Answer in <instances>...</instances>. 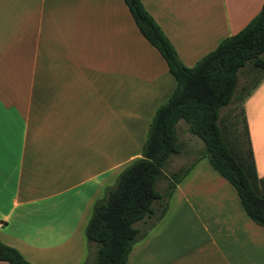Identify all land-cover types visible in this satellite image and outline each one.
Listing matches in <instances>:
<instances>
[{
	"label": "crops",
	"instance_id": "crops-1",
	"mask_svg": "<svg viewBox=\"0 0 264 264\" xmlns=\"http://www.w3.org/2000/svg\"><path fill=\"white\" fill-rule=\"evenodd\" d=\"M140 2L186 67L264 4ZM0 3V34L7 36L0 41V242L31 264H91L94 248H85L81 235L121 163L111 153L120 144V136L115 143L110 137L111 116L124 115L127 101L139 108L156 97L162 81L169 94L173 80L123 0ZM243 106L256 175L264 180V79ZM195 168L183 190L185 211L164 231L178 235L169 237L174 254L166 264H264V228L245 215L224 179ZM197 177L205 187L195 185Z\"/></svg>",
	"mask_w": 264,
	"mask_h": 264
},
{
	"label": "trees",
	"instance_id": "trees-1",
	"mask_svg": "<svg viewBox=\"0 0 264 264\" xmlns=\"http://www.w3.org/2000/svg\"><path fill=\"white\" fill-rule=\"evenodd\" d=\"M123 2L139 33L165 61L176 85L151 120L141 157L132 160L118 175L115 187L105 188L92 205L84 236L88 246L95 248L93 264H126L133 245L164 216L176 185L194 167L195 162L171 173L166 187L156 190L164 167L182 151L179 121L203 143L202 157L234 189L245 215L264 228V180L256 175L244 109L240 111L243 136L232 140L220 117L233 99L243 103L264 79V4L240 31L222 39L194 66L186 67L140 0ZM247 65L253 81L237 92L238 74ZM140 222L148 227H136ZM0 261L31 264L1 242Z\"/></svg>",
	"mask_w": 264,
	"mask_h": 264
},
{
	"label": "rangeland",
	"instance_id": "rangeland-1",
	"mask_svg": "<svg viewBox=\"0 0 264 264\" xmlns=\"http://www.w3.org/2000/svg\"><path fill=\"white\" fill-rule=\"evenodd\" d=\"M4 12L5 4L0 3V13L4 14ZM1 38H4V40H6L5 38H7V36L4 34V32L0 34V41H2ZM250 70V66L247 65V67L242 69L238 74V83L236 87L237 92H239L243 86H249L247 84H250L253 81L252 73H249ZM169 77L173 80V86L169 94L167 93V91L169 90L168 86H166V84L162 81L161 90L157 91L156 97L146 98L144 103H142L141 107L139 108H135L132 104H130L132 101H127V109L124 115L120 114L118 116V119L115 121L112 120L111 116V140H113V142L115 143L117 142L116 137L120 136V146L117 145L116 148H111V153H113V150H116L117 153H113L114 159L116 160L114 163H121L115 166V169H111V184L109 187H115L118 175L126 168L131 160L141 157L142 146L145 142L151 120L157 109L168 100L175 89V81L172 76L169 75ZM243 104L244 102L240 103L239 101L233 99L229 105H227L220 111V117L224 119V124H226V126L228 127V138H230L231 140L234 139V137H239L240 135L243 136V122L240 115L241 109H244ZM121 123V129L118 130L116 126L120 125ZM187 128L188 127L186 123H184L183 121H179L177 123L178 139L182 147V151L179 155L172 156L168 164L164 167V177H162V179L157 183L156 186V190L158 192H161L166 187V177H168L171 173L178 171L180 168L189 166L193 162H195V165L194 167H192L191 171L196 167L195 170L197 171L206 172L207 170H209L210 172H215L211 169L207 160L202 157V152L204 149L203 143L200 141V139L191 135L188 132ZM241 139H243V137ZM187 175L176 185L175 189L173 190L172 195L169 198L168 209L164 216L156 220V222L146 231L144 237L139 239L133 245L126 264H166L167 257L174 254L173 252H171V250H174V248H171L172 245L170 244L169 237L173 240H176L178 235H173L171 230L170 233H164V231L167 228L177 225L176 222L181 219V214L185 211L184 205L186 204V196L183 193V190L189 183V177ZM195 181H197L195 183L196 186L204 187L208 182L207 180H203L202 177H197ZM177 187L179 188V190H177ZM89 213L91 215V210ZM135 226L143 229H146L148 227L147 224H143L142 222L136 224ZM154 230L156 231L152 233ZM153 234L156 236L152 238ZM81 236L85 241V248L88 249L91 247L93 249L94 247L91 245L88 246L86 242L84 229ZM137 252L140 254L137 255ZM87 257H85V259ZM94 257L91 264L94 263Z\"/></svg>",
	"mask_w": 264,
	"mask_h": 264
},
{
	"label": "built area",
	"instance_id": "built-area-1",
	"mask_svg": "<svg viewBox=\"0 0 264 264\" xmlns=\"http://www.w3.org/2000/svg\"><path fill=\"white\" fill-rule=\"evenodd\" d=\"M0 226H1V224H0Z\"/></svg>",
	"mask_w": 264,
	"mask_h": 264
}]
</instances>
